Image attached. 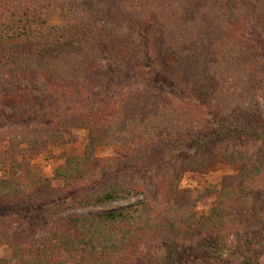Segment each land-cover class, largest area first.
I'll return each instance as SVG.
<instances>
[{
    "label": "trees",
    "instance_id": "16d2710c",
    "mask_svg": "<svg viewBox=\"0 0 264 264\" xmlns=\"http://www.w3.org/2000/svg\"><path fill=\"white\" fill-rule=\"evenodd\" d=\"M28 1L21 9L8 10L7 4L0 8V95L7 100H26L37 89V80L46 76L78 96L77 103L87 104L100 77L108 83L102 59L109 57V48L114 54L110 62L134 69L140 60L137 38L155 28L162 64L176 80L207 97L222 116L218 133L205 138L200 136L203 125L192 112L158 93L111 100L84 111L72 126L89 131V144L84 153L68 157L56 170L55 179L65 184L58 195L25 160L42 152L48 140L42 133L12 136L9 147L0 152V163L11 167L10 177L0 179V200L11 201L9 209L30 205L48 209L53 204L64 210L70 203L84 208L128 205L119 212L73 215L59 223L51 220L55 212L49 211L45 235L31 239L16 234L1 217L0 245L10 256L0 258V264H144L148 262L144 250L158 251L167 240L178 242L193 235L206 237L202 246L216 260L235 264L222 234L257 227L264 213V146L256 154L246 146L237 147L243 137L264 141L259 126L239 127L250 117L261 119L263 113L264 66L244 34V24L253 12L264 33V0H100L127 10L119 12L123 17L106 14L99 8L102 3L91 10L87 0L83 9L72 6L71 0ZM137 79L148 83L142 74ZM61 135L54 132L50 137L59 141ZM112 146L117 160L96 158L99 148ZM157 153L163 175L154 191L134 178L113 179L93 192L85 185L100 162L116 167L123 159L131 162ZM218 166L236 167L239 172L224 177L219 204L199 217L196 201L180 188L182 176L207 174ZM21 171L34 186L31 193L18 178ZM158 259L165 264L164 258Z\"/></svg>",
    "mask_w": 264,
    "mask_h": 264
},
{
    "label": "rangeland",
    "instance_id": "374dc122",
    "mask_svg": "<svg viewBox=\"0 0 264 264\" xmlns=\"http://www.w3.org/2000/svg\"><path fill=\"white\" fill-rule=\"evenodd\" d=\"M83 1L71 0L70 2H74V4H71L72 6L83 9L82 7H85ZM87 1L91 4V10H94V6L98 8L102 3L99 8L104 10L106 14L111 12L112 16L123 17L122 13L119 12L127 11L109 2ZM135 1L137 2V0ZM28 2V0L23 3L21 0H0V8L7 4L6 9L8 10L14 7L21 9ZM82 14L85 15L81 12L80 15ZM249 14L244 24L246 25L244 34L258 51L261 65L264 66V33L261 31L260 23L254 13L250 12ZM76 17L79 19V15H76ZM155 31V28H150L146 32V37L139 36L137 38V53L140 60L134 69L110 62L109 60L114 54L112 48H109V57L105 59V56H103L102 59L104 60L102 61L104 68L102 75L108 77V83L106 84L104 78L100 77L101 82L94 88L95 92L91 95V99L87 104H83L82 101L77 103V95V97H73L68 92L66 93L60 81L50 80L51 78L46 76H41L36 83L37 89L31 90L30 92H33L29 97L24 101L16 102L17 104L14 100H7L6 97L0 95V152H5L9 147V138L14 135L18 134V137L22 138L27 137L29 133H34L38 137L42 133L43 140H48L43 143L44 149L38 154L27 156L25 160L29 163L33 172L52 183L58 195L64 190L65 184L63 181L55 179L56 170L64 165L68 157L84 153L86 146L89 144V131L74 128L72 126L73 120L80 113L87 110L92 111L111 100L116 101L128 96L139 97L141 94L158 93L185 110L192 112L199 119L200 124L203 125L200 136L210 138V135L218 133L219 129L217 127L220 124L222 115L215 106L211 105L207 97L205 98L196 90H191L182 82L176 80L166 66L162 64L164 61L158 54ZM141 74L144 79L146 76L148 77V83L137 79V75ZM262 75H264L263 72ZM255 83L257 82L255 81ZM11 101H14V103H11ZM262 111L261 119L250 117L247 122L241 123L239 127L249 128V126L254 125V129L259 126V134L264 132V104ZM54 132L62 134L59 136V141L51 139L50 136H53ZM23 146L26 147V145ZM240 146H246L251 154H256L264 146V141L257 142L253 138L248 140L243 137L238 141L237 147ZM96 158L99 161L113 162V160H117L118 155L114 146L102 147L96 151ZM17 160L21 162L23 158L19 156ZM122 161L124 162L116 167L112 163L100 162L99 169L86 181L85 185L89 191L98 190L112 182L113 179L129 182L132 178L144 180L147 182L149 190H155L157 178L163 175V162L159 153L140 156L138 160L131 162L124 159ZM10 172V165L0 163V179H8ZM238 172V168L228 166H218L207 174L185 172L182 176L180 188L188 190V196L196 201L195 210L199 217L206 216L220 202V191L224 177L237 175ZM18 178L23 181L27 193L34 191V186L26 180V172H19ZM6 200H0V218L5 217L6 221L10 223V228L16 230V234L26 236L29 239L34 235L39 237L45 235L44 230L47 228L46 223L49 221V211L53 210L55 212L51 220L59 223L73 215L95 217L104 213L119 212L128 205L125 202H116L84 208L74 207L70 203L64 210L55 209L53 204L48 209L47 205H45L46 209L30 205L15 211L14 208L9 209L7 207L11 201L7 202ZM262 217L261 223L257 227L240 230L232 229L222 234L228 249L234 254L236 260L239 258V261L235 260V264H264V213ZM54 225H51L48 229H51ZM178 240V242L162 241L165 244L160 246L157 249L158 251L153 250V248L144 250V257L148 261L144 264H159L157 262L158 258H164L166 260L165 264H225L224 261L216 260L208 247L202 246L207 241L204 235H193L190 238H180ZM8 256H10L8 248L0 245V258H7Z\"/></svg>",
    "mask_w": 264,
    "mask_h": 264
}]
</instances>
